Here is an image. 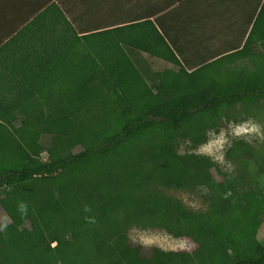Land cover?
<instances>
[{"label": "trees", "instance_id": "obj_1", "mask_svg": "<svg viewBox=\"0 0 264 264\" xmlns=\"http://www.w3.org/2000/svg\"><path fill=\"white\" fill-rule=\"evenodd\" d=\"M172 13L175 37L154 9L80 36L53 3L0 46V264H264V143L232 144L236 173L179 153L225 121L264 123V0ZM130 50L172 68L147 77ZM199 189L202 212L167 193ZM250 197L261 206L245 220ZM134 228L194 247L143 245Z\"/></svg>", "mask_w": 264, "mask_h": 264}, {"label": "crops", "instance_id": "obj_2", "mask_svg": "<svg viewBox=\"0 0 264 264\" xmlns=\"http://www.w3.org/2000/svg\"><path fill=\"white\" fill-rule=\"evenodd\" d=\"M53 3L65 16V24L70 21L80 36L104 26L128 25L133 20L147 17L153 9L158 26H164L171 37L177 33V22L172 12L178 0H0V46ZM44 22L41 19L40 23ZM38 26L33 27L32 33L36 37L33 40H38L36 43L41 45L42 39L37 37ZM129 55L136 64L151 66L148 76L155 74L153 69L158 67L159 72L164 66V69L172 68L168 62L144 52L130 50Z\"/></svg>", "mask_w": 264, "mask_h": 264}, {"label": "rangeland", "instance_id": "obj_3", "mask_svg": "<svg viewBox=\"0 0 264 264\" xmlns=\"http://www.w3.org/2000/svg\"><path fill=\"white\" fill-rule=\"evenodd\" d=\"M162 62V61H161ZM138 63V62H137ZM162 65L165 63H161ZM143 66L140 63L137 67L144 74H149L152 70L151 66ZM165 68V66H164ZM161 68L160 71L165 70ZM159 67L153 71L159 72ZM146 76V75H145ZM148 77V75H147ZM62 117L67 120L68 126L72 127L74 124L67 114L62 113ZM243 140L255 149H259L264 143V123L255 117L244 118L239 122H228L222 123L218 131H213L209 134V140L206 144L193 148L190 141H180L179 153L180 154H199L201 156L209 157L216 165L220 166L222 170L228 173H236L239 170V164H234L226 158L227 150L232 146L235 141ZM43 158H47V154H43ZM223 188H227L226 183L222 184ZM204 189H199L195 193L189 191H174L167 190L168 195L182 202L186 207L197 212L206 211L208 205L203 199ZM261 203L258 199L249 198V204L243 212V217L248 220L255 214L260 208ZM16 213H12L10 217H14ZM9 225V219L4 218L0 215V230L7 229ZM130 237L133 241L143 245L157 246L164 250H192L194 245L186 239H175L165 232L160 231H147L140 229H132L130 231ZM257 237L260 242H264V222L259 228Z\"/></svg>", "mask_w": 264, "mask_h": 264}]
</instances>
